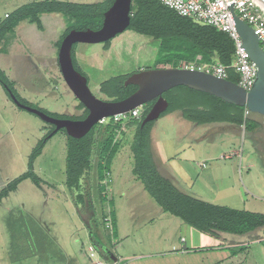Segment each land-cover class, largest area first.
Here are the masks:
<instances>
[{"label": "rangeland", "instance_id": "rangeland-1", "mask_svg": "<svg viewBox=\"0 0 264 264\" xmlns=\"http://www.w3.org/2000/svg\"><path fill=\"white\" fill-rule=\"evenodd\" d=\"M29 1L32 0H0V21L8 12ZM50 16L44 17L46 32L40 49L46 56L52 54L51 42L57 38L58 32H64L66 25V17L62 13H57L55 19ZM57 24L61 25L59 30L55 29ZM15 30V39L17 37L19 41L14 39L11 42L8 47L11 52L2 55L1 67L14 82L19 94L51 112H75L73 104L78 99L67 87L64 78L59 77L56 81L37 59L28 21ZM159 44V40L131 28L112 39L110 52L106 50L105 43H80L85 48L88 63L84 68L91 90L102 99H110L100 90L104 80L137 69L172 66L169 61L163 60L157 66ZM80 113L77 111L74 114ZM53 127L54 124L15 103L0 83V189L29 169L33 148ZM185 127L175 112L161 116L155 122L152 131L155 149L159 156L165 158L166 168L180 178L186 174L194 178L201 174L198 185L202 184V187L205 184L210 196L215 190L235 182L239 185L240 199L234 205H228L264 212V143L250 132L239 137L228 132L227 138L223 136L212 147L214 154H232L236 150L240 155L231 159L219 156L203 167L209 151L207 144H192L188 138L182 137L180 132ZM124 131L132 137L133 128L127 126ZM201 132L197 130V133ZM68 149L69 137L62 128L51 135L34 161L35 171L43 179V187L26 178L3 198L0 204V264H95L90 257V244L93 242L84 222L91 223L94 209L77 207L76 200L74 203L75 193L68 185ZM127 151L128 147H124L114 159L115 177L123 159L126 158L121 166L123 175L134 163L133 157H126ZM211 168L213 173L209 174ZM107 178L105 172L100 180L106 188L104 180ZM95 179L99 182L93 172L91 195L105 232L108 230L105 228L104 213L109 212L110 206L113 221L108 239L111 242L103 241L118 256V264H264V248L262 251L254 248L233 254L230 248L224 246L234 245V236H239L236 240L240 241L251 240L253 236L224 233L226 241L163 210L150 194L151 204L144 198H131L122 192L114 194L110 206L109 200L101 204ZM83 183L89 185V181L85 183L83 180ZM182 236L189 239L187 247H190L189 241L195 239L196 248H182ZM96 252L104 264L111 263L98 250Z\"/></svg>", "mask_w": 264, "mask_h": 264}, {"label": "trees", "instance_id": "trees-1", "mask_svg": "<svg viewBox=\"0 0 264 264\" xmlns=\"http://www.w3.org/2000/svg\"><path fill=\"white\" fill-rule=\"evenodd\" d=\"M113 2L114 0L97 2L32 0L24 3L8 12L0 21V52L9 51L8 47L15 39V29L23 20H28L35 23L39 28H43V13L58 12L65 15L67 25L58 42V47H60L63 38L72 29L100 28L104 21L105 12ZM129 28L159 40L157 66L161 65L160 61L162 60L169 61L173 67L194 62H220L229 66L228 78L239 81V74L232 67L235 54L234 40L225 30L212 24L203 23L192 16L183 15L161 0H133ZM111 41L112 39L106 41L105 45L109 46ZM76 46L77 44H74L72 50L74 65L78 70L87 74L76 59ZM180 63L181 65H179ZM132 72L115 75L104 80L100 86L101 92L115 100L127 97L138 88L134 83H126L127 77ZM0 83L5 87L9 97L8 89H11L22 102L38 107L19 94L14 82L10 80L1 65ZM163 95L168 99L170 105L161 116L181 110L187 118L197 121H227L244 125L247 132L253 131L258 126V122L251 118L253 112L246 113V106L228 102L209 92L187 85H178L167 90ZM153 103L154 101H151L144 106L139 118L133 117L130 113L127 118L118 121L111 117L108 123L96 124L83 137L77 138L68 134V185L71 191L75 193L74 198L77 207L87 206L94 209V218L90 223V234L95 247L103 244L104 238L108 240L110 234L104 232L105 230L96 215L97 207L91 198L92 189L88 188L86 184L84 185L82 179L90 175L93 155H96L98 158L96 163L99 181V185L97 184L98 198L101 204H105L107 199L106 187L101 184L100 180L104 178L105 172L111 169L112 160L119 151L122 140L118 139L117 136L120 133L125 134L122 129L124 124L133 128L131 140V151L134 158L133 173L142 181L145 189L163 210L212 235H218L220 232L246 234L264 227V212L235 208L204 200L182 191L172 178L162 174L152 149V131L156 120L147 121L143 124V119ZM79 107L83 109V112L78 115L51 112L39 108L60 118H85L89 110L81 102ZM54 128L55 126L33 148L29 156V169L0 189V204L3 198L17 189L19 183L26 178L32 179L38 186L43 187V179L36 173L34 161L41 154ZM109 242L111 241L108 240ZM108 248L110 249V247ZM245 249V245H240L231 251L236 254Z\"/></svg>", "mask_w": 264, "mask_h": 264}, {"label": "water", "instance_id": "water-1", "mask_svg": "<svg viewBox=\"0 0 264 264\" xmlns=\"http://www.w3.org/2000/svg\"><path fill=\"white\" fill-rule=\"evenodd\" d=\"M255 1L264 8V0ZM132 2L133 0H114L106 10L100 28L72 29L61 42L58 57L62 76L77 99L89 110L85 118L53 116L39 107L22 102L11 89H8L13 101L20 107L39 115L43 120L54 124L55 128L51 135L64 128L67 134L77 138L85 136L101 119L129 113L135 107H144L151 101L154 103L144 117L143 124L157 120L170 105L163 95L164 92L178 85H187L212 93L228 102L246 106L251 112L264 116V48L253 27L234 9V20L243 45L258 68L256 81L250 89L244 88L230 78L220 77L205 70L186 66H170L145 68L132 72L127 77L126 83H134L138 88L125 98L102 99L94 94L89 85V76L74 65L73 46L80 42L105 43L125 31L131 24ZM92 242L94 243L93 240ZM104 257L108 261H118V256L114 252H110L109 257Z\"/></svg>", "mask_w": 264, "mask_h": 264}, {"label": "crops", "instance_id": "crops-1", "mask_svg": "<svg viewBox=\"0 0 264 264\" xmlns=\"http://www.w3.org/2000/svg\"><path fill=\"white\" fill-rule=\"evenodd\" d=\"M57 13L58 12H52V13H43L42 14V22H43V28H39L35 23H31L28 20H23L21 21L17 27H19L20 25H22L25 21H28V24L30 25L31 29H32V37H31V41H32V46H33V50L35 53H37L38 55V60H40L41 64L43 65L44 68H48L49 72H51V75L55 77L56 81H58L57 78L59 77H63L62 76V72L60 69V64H59V47H58V42L62 36V33L58 32V36L57 38L53 39L51 44H52V54L49 56L44 55L40 49H41V44L43 41V37H44V33L46 32V26L44 23V17L45 15H51L50 17L52 19L57 18ZM64 25V23H63ZM66 25H67V20H66ZM66 25L64 27V30L66 29ZM61 27L60 24L55 25V29L59 30V28ZM17 41H19V38L16 37ZM80 43H84V42H80ZM80 43H77L76 46V50H75V54H76V59L78 61V63L80 64V66L82 67V69L85 71V64L88 63L87 60L85 59V48H82L83 46H80ZM106 50H108L109 52L112 49V41L109 44V46L105 45ZM11 51L8 52H0V65H1V57L4 54H8ZM38 66V65H37ZM41 67V66H40ZM66 83V82H65ZM67 85V84H66ZM68 87V85H67ZM80 101L77 100L73 105L75 108V112L77 113V111H81V113L83 112V109H80L79 107ZM181 111V110H180ZM179 110L174 111L175 113L179 114L180 120L182 121V123H184L186 125V127L184 129L181 130L180 135L182 137L188 138L189 141L194 144V143H206L207 148L209 149V151L207 152V157L206 159L203 161L202 166L206 167L207 166V162L211 159L217 158V157H221L224 159H231L234 156H239L240 153L239 151H234L232 154L231 153H220V155H215L214 151L212 150V147L215 146L216 141H221L223 136L225 138H227L229 136L228 132H231L232 134H235L233 136H238L239 135H244L247 131L245 129L244 125H238V124H234V123H230L227 121L221 122L220 126L222 127V130L216 133H213L211 135H206L205 133V129L201 128L199 125L197 126V122L194 121V119H190L187 118L183 115V113H181ZM75 112L72 111H68V114H74ZM80 113V114H81ZM251 118L255 121L258 122V126L251 131L250 133H252L253 135H255L256 137L259 138V142L264 143V116L258 113H253L251 115ZM128 125L124 124V128L123 130H126V127ZM129 127V126H128ZM187 127L190 128L187 131ZM197 130H201V133H197ZM99 136V135H98ZM118 139L122 140V144L119 148V151L116 153V155L114 156L112 163H111V169L109 170V176H108V180L106 183V191L105 193L107 194V200H109V204H110V199L111 202H113L114 199V194L117 192H122V194L125 193L126 196L131 197V198H144L145 201H147L149 204H151V200H149V192L145 189L144 184L142 183L141 180H139L136 175L133 173V164H130V166L128 167V173L126 175H123V168L121 167L123 164H125V159H123V161L119 164V172H118V176L115 177L114 173H115V168H114V159L115 157L120 153L121 149H123L124 147H128V151L126 152L127 156L131 159V157H133V153L131 151V140L132 137H129V135H127V133H120L118 134ZM131 139V140H130ZM130 140V141H129ZM129 141V142H128ZM128 143V145H127ZM152 149H153V153H154V157L156 160V163L158 164V167L160 169V171L162 172L163 175L168 176L170 178H172V180L174 181V183L184 192L192 194L196 197L202 198L204 200L207 201H211V202H215V203H219V204H224V205H228V204H233L238 202L240 199V190H239V185H237L235 182L230 183L228 186H223L221 188H219L218 190H215V193L213 194V196L209 195L207 193V189L205 184L201 187V185H198V181H199V177L201 176V174L197 175L195 178L190 174H186V176L183 177H179L177 174H175V172L173 170H170L169 168H166L165 165V158L162 156H159V154L157 153L156 149H155V143H154V139L152 136ZM134 159V158H133ZM97 156L93 155V161H92V169H91V173L89 176H87L86 178L83 177L82 180L85 181H89V185H87L88 188L93 189V185H92V173L94 172L95 174V178L98 179V170H97ZM170 160V158H169ZM213 168L210 169V171L208 172L209 174L213 173ZM91 177V178H89ZM95 183L96 185L98 184V182L95 179ZM99 185V184H98ZM133 189H136L135 191H133ZM91 198L93 199V196H91ZM74 199V203H75V198L73 196ZM90 199V198H89ZM105 201V202H106ZM157 202V201H156ZM231 205V206H233ZM246 206V205H245ZM244 208V207H242ZM163 209V208H162ZM246 209V207H245ZM84 220V219H83ZM86 226L88 227L89 233H90V224L88 225L86 223V221L84 220ZM105 232V231H104ZM224 233H228V232H220L217 236L223 238L224 240H228L227 237L225 236ZM234 234V233H233ZM251 235L253 237H251V240H236V237L239 236H234L235 238L232 239L235 242L234 245L228 246V245H224L228 248L233 249L234 247L240 246V245H245L246 249L245 250H252V249H257L258 251H262V249L264 248V227L258 228L252 232H248L246 234H235V235ZM91 237V234H90ZM104 240H107L104 238ZM188 238L182 236L181 237V246L182 248L188 249L189 248H196V240L195 239H191L189 241V246L188 245ZM246 242H248V244H246ZM104 245H107L108 243L103 242ZM91 246L94 247V249H96L94 243L90 244ZM108 247V246H107ZM97 250V249H96ZM114 252V251H113ZM99 256V255H98ZM103 256V255H102ZM104 257V256H103ZM105 258V257H104ZM92 259V258H91ZM106 259V258H105ZM119 261V258H118ZM118 261H113L111 260L110 264H118Z\"/></svg>", "mask_w": 264, "mask_h": 264}, {"label": "built area", "instance_id": "built-area-1", "mask_svg": "<svg viewBox=\"0 0 264 264\" xmlns=\"http://www.w3.org/2000/svg\"><path fill=\"white\" fill-rule=\"evenodd\" d=\"M170 7L176 9L183 15L194 17L203 23L212 24L219 29L227 31L235 44L234 62L232 67L239 74L238 83L246 89H250L257 78L258 68L254 61L250 59L249 53L243 45L242 37L234 20L233 9L247 23H249L258 34L260 42L264 48V8H262L255 0H161ZM186 67L196 68L211 72L220 77L228 78V67L220 62L215 63H190L184 65ZM143 106L132 109L129 113L139 118L143 112ZM250 110L246 108L248 114ZM119 114L112 116L116 121L127 118V115ZM111 117H105L100 120V124H106ZM124 128V125L122 129ZM109 176V171H107ZM108 180V178H107ZM104 180V183H107ZM110 206V204H109ZM111 206L108 207L110 212ZM105 213L104 222L106 231H112L113 221L110 213ZM90 257L95 264H104L99 258L96 249L90 247Z\"/></svg>", "mask_w": 264, "mask_h": 264}, {"label": "flooded vegetation", "instance_id": "flooded-vegetation-1", "mask_svg": "<svg viewBox=\"0 0 264 264\" xmlns=\"http://www.w3.org/2000/svg\"><path fill=\"white\" fill-rule=\"evenodd\" d=\"M180 112L182 113V111H180ZM194 121L197 122V126L199 125L201 128L206 130L205 131L206 135H211L213 133L221 131L222 127L220 126V123L224 122L222 120H215V121H197V120H194ZM97 249L99 250V252L103 256H106V257H109L110 256V252H113V250L111 248L109 249L108 247H106L103 244L97 245Z\"/></svg>", "mask_w": 264, "mask_h": 264}]
</instances>
